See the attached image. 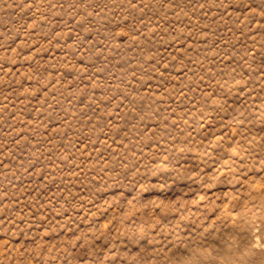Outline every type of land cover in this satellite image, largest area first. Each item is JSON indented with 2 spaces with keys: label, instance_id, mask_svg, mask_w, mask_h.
Instances as JSON below:
<instances>
[{
  "label": "rangeland",
  "instance_id": "374dc122",
  "mask_svg": "<svg viewBox=\"0 0 264 264\" xmlns=\"http://www.w3.org/2000/svg\"><path fill=\"white\" fill-rule=\"evenodd\" d=\"M0 264H264V0H0Z\"/></svg>",
  "mask_w": 264,
  "mask_h": 264
},
{
  "label": "bare ground",
  "instance_id": "6f19581e",
  "mask_svg": "<svg viewBox=\"0 0 264 264\" xmlns=\"http://www.w3.org/2000/svg\"><path fill=\"white\" fill-rule=\"evenodd\" d=\"M197 173L193 172L192 174H190V177H197Z\"/></svg>",
  "mask_w": 264,
  "mask_h": 264
}]
</instances>
